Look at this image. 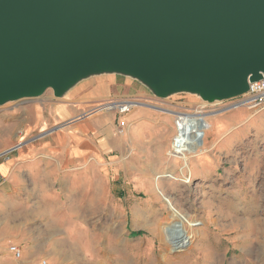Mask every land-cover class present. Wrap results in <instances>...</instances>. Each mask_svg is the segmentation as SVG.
Returning a JSON list of instances; mask_svg holds the SVG:
<instances>
[{
    "label": "rangeland",
    "instance_id": "374dc122",
    "mask_svg": "<svg viewBox=\"0 0 264 264\" xmlns=\"http://www.w3.org/2000/svg\"><path fill=\"white\" fill-rule=\"evenodd\" d=\"M93 74H99L93 82L98 85L96 97L108 99L109 86L115 81L111 100L128 99L139 104L125 120L139 107L154 116L148 126L131 116L117 139L109 133L113 128L116 131L118 124H99L92 135L100 156L98 171L91 179L97 193L89 203L82 200L76 231L91 238L93 251L78 259L81 264L88 260L90 264H264V109H232L239 97L236 95L204 99L187 89L163 94L141 76L119 69L91 72L66 90L79 83L86 85ZM142 91L151 96L137 95ZM191 96L197 97V102ZM37 101H42L47 117L55 103L62 102L50 87L39 97L10 99L0 105L3 134L17 136L1 150H12L6 160L20 144L72 129L68 127L71 120L60 117L33 128L22 110ZM95 103L82 105L83 112L100 106ZM198 110L221 112L209 118L212 129L211 133L206 131L203 145L197 152H186L184 158L175 153V116L167 113ZM110 112L116 111H101L87 119ZM159 175L168 176L158 182ZM2 181V186L8 184L6 178ZM172 207L181 213L193 236L180 247L171 243L175 229L167 228Z\"/></svg>",
    "mask_w": 264,
    "mask_h": 264
},
{
    "label": "water",
    "instance_id": "95a60500",
    "mask_svg": "<svg viewBox=\"0 0 264 264\" xmlns=\"http://www.w3.org/2000/svg\"><path fill=\"white\" fill-rule=\"evenodd\" d=\"M102 69L240 96L264 77V0H0V104Z\"/></svg>",
    "mask_w": 264,
    "mask_h": 264
},
{
    "label": "crops",
    "instance_id": "0c3cea01",
    "mask_svg": "<svg viewBox=\"0 0 264 264\" xmlns=\"http://www.w3.org/2000/svg\"><path fill=\"white\" fill-rule=\"evenodd\" d=\"M96 75L99 74H93L95 77L86 85L79 83L59 94L54 90V96L62 102L55 103L49 117L45 116L42 101L30 103L22 110L28 114L27 120L33 128L48 125L51 118L60 117L70 119L68 127L72 129L52 138L20 144L12 157L0 161V179L6 178L8 182L0 186V264H81L78 259L93 251L91 238L76 231L82 200L89 203L93 193H97L91 179L98 171L100 156L92 135L99 124L117 127L119 121L116 112L74 120L83 112L82 105L112 98L115 81L109 86L108 99L95 96L98 94V85L93 84ZM137 95L151 96L147 91ZM190 99L198 100L193 96ZM102 115H107L109 120ZM131 116H137L138 122L148 126L154 115L139 107L125 121L130 122ZM114 129L109 135L117 139ZM3 131L0 126V151L17 138L8 137ZM12 244L20 247V258L10 251Z\"/></svg>",
    "mask_w": 264,
    "mask_h": 264
},
{
    "label": "built area",
    "instance_id": "2783aa9c",
    "mask_svg": "<svg viewBox=\"0 0 264 264\" xmlns=\"http://www.w3.org/2000/svg\"><path fill=\"white\" fill-rule=\"evenodd\" d=\"M136 102L133 100L123 99V100H109L106 101L104 104L98 106L97 108H93L91 110H88L86 112H83L82 114L78 115L74 120H82L87 119L89 117H92L96 115L98 112L106 111H113L115 110L116 113L119 115V121H118V128L116 131L113 132L114 135H118L121 131H123L124 128L127 127L126 121L124 120V116L128 114L131 109L136 106ZM248 107L250 109H264V77L262 79H259L257 81H249V90L245 92L244 94L240 95L238 97V100L233 103V107ZM104 109V110H102ZM180 114L179 116H177ZM194 111L192 112H178L175 115V125L177 129V133L175 136V146L184 144V140L186 139L185 135H189L188 132L190 131L188 128H191V125L194 123L189 118V121H182L183 116L193 115ZM183 122V123H182ZM182 125V126H181ZM189 142V141H188ZM188 144V143H187ZM10 151H0V161L4 160L7 155L11 152ZM2 184V180L0 179V186ZM10 251H12L17 258H20L22 255L21 249L18 245L12 244L9 247Z\"/></svg>",
    "mask_w": 264,
    "mask_h": 264
},
{
    "label": "bare ground",
    "instance_id": "6f19581e",
    "mask_svg": "<svg viewBox=\"0 0 264 264\" xmlns=\"http://www.w3.org/2000/svg\"><path fill=\"white\" fill-rule=\"evenodd\" d=\"M106 101H108V100H106ZM102 103H103V101L101 103H99V104L95 103V105H102ZM136 104L139 105L138 103H136ZM237 108H239V107H237ZM237 108L233 107L232 109H237ZM102 110H104V109H102ZM104 111H106V110H104ZM220 112H221V110L220 111H216L215 113L211 114V113H205V112H203V110H200V111L198 110V111L194 112V114L191 115V116L190 115L183 116V118H182L183 120L182 121H189V118L191 119V117H192V122L194 124L191 125V128H188L190 131L188 132L189 135H185L186 139L184 140V144H181V145H178V146L176 145L177 148H175L176 149L175 153L184 155V158H187V154H185L186 152L187 153L197 152L196 149L200 145H203V143H204V138L206 137V131L208 129H210L209 132L211 133V129L212 128H210L211 125L209 123V118L212 117V116H216ZM176 113L177 112L172 111V114L174 116L176 115ZM179 115L180 114H178L177 116H179ZM175 136H176V133H175ZM185 163H186V167H188V169L191 170L190 166H189V161H187V159L185 160ZM165 176H168V175H159V176L156 177V179H158L157 181L159 182V178L160 177H165ZM170 177L176 178L173 175L170 176ZM157 185H158V183H157ZM157 190L159 191L160 195L162 194L164 200L169 205H171V200L164 194V192L160 189L159 186H157ZM171 206H173V205H171ZM171 209L173 211L172 220H171V222H169L167 228L175 229L174 235H172L173 237L171 236V243L175 247H180L181 244L184 243L185 241L190 242L191 239L193 238V236L191 235L190 231H188L186 229V226H185L186 222H185L183 216L181 215V213L179 211L175 210V208H173V207ZM178 218L180 219V221H177ZM173 238H175V239L173 240Z\"/></svg>",
    "mask_w": 264,
    "mask_h": 264
}]
</instances>
